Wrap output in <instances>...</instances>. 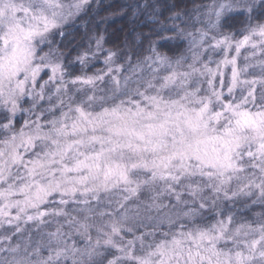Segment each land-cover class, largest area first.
<instances>
[{"label":"snow or ice","instance_id":"6c2138e0","mask_svg":"<svg viewBox=\"0 0 264 264\" xmlns=\"http://www.w3.org/2000/svg\"><path fill=\"white\" fill-rule=\"evenodd\" d=\"M91 2L0 0V228L15 236L21 223L58 222L34 246L6 235L0 264H264V211L236 212L264 207V0L213 9L217 25L226 12L247 15L237 56L261 49L243 68L222 61L227 84L199 52L191 63L162 54L176 38L166 27L145 37L151 55L137 67L148 78L109 68L65 80L54 46ZM20 112L29 118L17 129Z\"/></svg>","mask_w":264,"mask_h":264},{"label":"trees","instance_id":"16d2710c","mask_svg":"<svg viewBox=\"0 0 264 264\" xmlns=\"http://www.w3.org/2000/svg\"><path fill=\"white\" fill-rule=\"evenodd\" d=\"M226 0H92L87 9L81 13L72 25L65 27L64 37L57 38L54 49H58L56 56L64 66V72L68 77L88 76L94 72L104 74L112 69L114 75L139 71V75L148 78L150 69L141 65L149 52V41L145 37L161 27L170 31L166 35L175 39L164 42L165 47L160 49L162 54L175 58L186 57L191 63L193 52L201 53L203 59L219 57V50H207L210 43H214L212 37L217 39L229 35L233 40L243 39L247 34V15L239 11L226 12L222 15L219 24L213 13L214 7ZM152 4L154 7H147ZM259 15V12L256 13ZM75 29V30H74ZM175 29V31H172ZM207 32L202 48L196 47L200 33ZM191 34V35H189ZM103 37L101 46L97 48L96 40ZM195 38V39H194ZM191 49V50H190ZM103 51L100 61H95L85 70L79 58L91 51ZM115 53L111 61H115L112 67H108V56ZM120 69L119 72L116 70ZM110 83V76H105ZM258 208L260 205H250ZM239 204L236 210H247ZM264 211V207H261ZM252 212V211H251ZM251 212L246 215L250 216ZM241 215V213H240ZM35 228V227H32ZM27 237L41 238L40 230Z\"/></svg>","mask_w":264,"mask_h":264},{"label":"rangeland","instance_id":"374dc122","mask_svg":"<svg viewBox=\"0 0 264 264\" xmlns=\"http://www.w3.org/2000/svg\"><path fill=\"white\" fill-rule=\"evenodd\" d=\"M81 15V14H80ZM79 15V16H80ZM78 17H75L73 19V21H76ZM73 21H70L69 25H72L73 24ZM66 26V27H67ZM75 30V29H74ZM254 39H257V38H254ZM239 40H242V39H239ZM239 40H233V48L232 49H225L223 48V46L221 48H216L215 51L217 52L219 50V57L220 58H216V57H210V58H207L205 61H211L210 63V67H212L213 69H216L217 68V65H219V70L218 72L222 75H218L217 76V80L219 79H223L225 84L229 83L230 82V79H231V71H232V65L231 64H223L222 61L225 59V58H228V59H232L233 57L236 58L237 60V67L238 68H243L245 65H248L250 63H254V62H258L259 59L261 58V49L259 48V46L253 50L249 45H246L245 47L241 48V51H240V55L237 56L236 53H235V50H234V47H235V43ZM215 43V42H214ZM213 43V44H214ZM207 50H211L212 48L209 47V44L208 46L206 47ZM47 50V49H46ZM253 51H255L256 55L253 56ZM103 54V51H91L89 53H87L85 55L86 57V60H85V63L83 64V66L85 67V70H88L89 68V65H92L95 61H100V57L102 56ZM247 57V59H246ZM113 58V57H112ZM60 62V61H59ZM61 63V62H60ZM115 64V61H108L107 62V66L108 67H112L113 65ZM63 65V64H62ZM250 71H252V69H249ZM256 71H258V69H256ZM65 72V71H64ZM136 72L138 75H139V71H134ZM66 73V72H65ZM64 73V74H65ZM97 74H100V72H94L88 76H95ZM51 75V70L46 68L44 70L41 71L40 73V79H39V82L40 83H43L44 81L48 80L49 76ZM132 74L130 73H121L118 75V77L120 78H124V77H127V76H130ZM68 76L65 74V80H69L70 78H67ZM106 78V77H105ZM107 81V80H105ZM73 91H75V88L76 87H84V88H87V86H69ZM226 91V89H225ZM42 105H44V107H47V101H42L41 102ZM24 107L25 108H28L30 107V104L29 103H26L24 104ZM29 116H28V113L26 112H20L17 114L16 116V123H15V127L17 129H19L22 125H23V122L28 119ZM259 205V204H257ZM254 207L256 206H250L249 205V208L247 210H236L237 212V219L242 221L243 219H250L258 214H260L263 210H262V206L260 205L258 208H255V210L253 209ZM252 211V212H251ZM248 212H251V215L250 216H244L243 218H240V216H243V215H246V213ZM241 213V215H240ZM58 226V222H57V219L55 218H52L51 219V224L50 225H41L39 226V234H40V237H44L46 236V233L49 232V231H53L56 227ZM32 227H35V228H32ZM21 228L23 229V231L15 236H13L11 234V230H8V229H5V228H0V240H3V238L7 235V236H10V242L15 245L17 243L21 244L22 246L27 243L29 241V239L27 240V237L32 234L33 232L31 231V229H34L36 231H38L37 227L34 226L33 224H23L21 223ZM41 238H38V237H35V238H32L31 239V242L33 244V246L36 244L37 241H39Z\"/></svg>","mask_w":264,"mask_h":264}]
</instances>
